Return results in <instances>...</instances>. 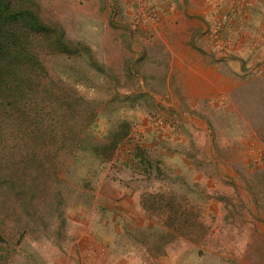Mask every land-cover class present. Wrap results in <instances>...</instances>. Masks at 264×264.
Instances as JSON below:
<instances>
[{
    "label": "rangeland",
    "instance_id": "obj_1",
    "mask_svg": "<svg viewBox=\"0 0 264 264\" xmlns=\"http://www.w3.org/2000/svg\"><path fill=\"white\" fill-rule=\"evenodd\" d=\"M12 1L46 93L0 104V264H264V0Z\"/></svg>",
    "mask_w": 264,
    "mask_h": 264
},
{
    "label": "trees",
    "instance_id": "obj_2",
    "mask_svg": "<svg viewBox=\"0 0 264 264\" xmlns=\"http://www.w3.org/2000/svg\"><path fill=\"white\" fill-rule=\"evenodd\" d=\"M21 24H27L30 30L20 32ZM34 29L44 30V27L32 10H18L12 0H0V104L21 113L15 122L27 120L28 114L20 110H30L46 93L37 94L39 91L33 86L35 78L27 74L34 55L24 47L27 45L24 39L32 37Z\"/></svg>",
    "mask_w": 264,
    "mask_h": 264
},
{
    "label": "crops",
    "instance_id": "obj_3",
    "mask_svg": "<svg viewBox=\"0 0 264 264\" xmlns=\"http://www.w3.org/2000/svg\"><path fill=\"white\" fill-rule=\"evenodd\" d=\"M208 13H209V11H208ZM208 13L207 12H203L200 16H206ZM200 16L199 15H196V17H198V18ZM177 19L179 20V23H177L178 25H181V23L184 22V17L181 14L178 16ZM168 21H170V18L169 17H167V18L164 19L165 25H168L169 24ZM161 24H162V21H161ZM197 57L198 56L196 55L195 58H197ZM182 72L185 73V74H187V75H192V72L191 73L188 72L185 68H183L182 71H180V73H182ZM83 250H84L83 247H80L78 249V251H75V253L73 254V256L75 258H68V259L65 258L66 260L65 259H64V261H61L60 260L57 264H100V262L99 263L97 262L99 259L97 257H95V256H85L86 258H83V256L85 255V253L83 252ZM110 264H112V263H110Z\"/></svg>",
    "mask_w": 264,
    "mask_h": 264
},
{
    "label": "built area",
    "instance_id": "obj_4",
    "mask_svg": "<svg viewBox=\"0 0 264 264\" xmlns=\"http://www.w3.org/2000/svg\"><path fill=\"white\" fill-rule=\"evenodd\" d=\"M226 16H229V15H228V14H225L224 16H222V18H221V23H220V21H219V23H218V25H217V29H216V31H215V36H216V37H219L220 32L223 30L224 25L226 24V19H227Z\"/></svg>",
    "mask_w": 264,
    "mask_h": 264
}]
</instances>
